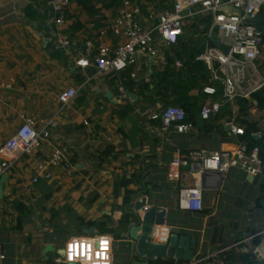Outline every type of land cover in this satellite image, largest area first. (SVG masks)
Masks as SVG:
<instances>
[{"label": "crops", "instance_id": "0c3cea01", "mask_svg": "<svg viewBox=\"0 0 264 264\" xmlns=\"http://www.w3.org/2000/svg\"><path fill=\"white\" fill-rule=\"evenodd\" d=\"M49 1L0 0V146L24 118L40 127L53 119L57 124L35 155L0 178V264H69V242L103 235L111 239L113 264H147L126 238L134 203L142 197L148 206L154 201L166 210V223L155 226L151 242L163 243L168 235L190 237L196 241L197 264H264V167L256 177L233 169L222 178L201 179L197 167H171L179 152L245 144L226 127H241L238 102L224 107L217 120L203 122L199 113L207 97L198 87L184 108L195 115V131L165 135L147 113L164 108L153 86L155 75L166 68L169 49L161 47L155 59L138 57L123 74L129 99L120 102L115 75L97 76L94 57L90 68L76 63L88 56L90 41L94 51L105 46L111 52L126 43L123 31L111 30L123 0L116 9L106 7L108 0H91L92 10L71 2L62 27L53 22ZM138 2L143 23L149 13L162 10L160 0ZM259 65L264 77V41ZM69 89L78 96L62 106L59 96ZM259 99L264 100V91ZM249 101L254 109L247 119L258 127L264 153V107L257 99ZM128 108L134 111L124 116ZM55 153L62 165L48 168L52 179L32 188L36 166ZM195 181L203 185L201 212L185 209L179 197Z\"/></svg>", "mask_w": 264, "mask_h": 264}, {"label": "built area", "instance_id": "2783aa9c", "mask_svg": "<svg viewBox=\"0 0 264 264\" xmlns=\"http://www.w3.org/2000/svg\"><path fill=\"white\" fill-rule=\"evenodd\" d=\"M162 10L152 12L147 16V22L141 21L143 8L137 1L123 0V8L111 30L120 35L123 31L126 43L118 46L113 52L100 46L94 51L93 41L89 42V52L86 58L76 64L87 69L91 67L90 57H94L96 75L113 74L120 82L117 99L127 101L129 95L121 84L123 74L131 69L139 56L155 59L161 53V47L172 51L190 39L197 40L202 52L196 61L202 63L209 74V83L202 88V94L207 100L201 105L199 118L203 122L215 120L224 107L239 100H251L254 95L264 91V77L260 70L259 59L264 41L263 33L252 24L245 22L247 18L256 19L264 11V0H160ZM71 6L70 0H50L49 7L53 14V22L57 27L66 24L67 12ZM225 7H232L242 14L233 11L223 12ZM212 39L220 42L227 49L216 47ZM63 46L70 47L65 40ZM175 67L181 69L183 62L176 60ZM3 86V85H2ZM78 96L76 89L62 92L59 102L67 106ZM151 121L159 123L160 130L165 135H190L196 125L187 120L184 108L170 106L147 113ZM57 126L53 119L41 127L32 118H24L15 133L0 146V178L11 172L25 158L35 153L52 137V130ZM229 132L234 137H244L245 130L233 123L227 124ZM62 158L55 153L50 160L41 161L35 168L31 187L41 181H49L52 174L50 167H60ZM171 167L181 171L188 168H198L200 179L206 174L227 175L231 170L238 169L247 175L256 177L262 173L264 162L258 146L253 148L240 144L234 149L209 151L197 150L179 152L172 160ZM180 201L184 208L191 212L203 210V185L195 181L193 185L181 189ZM169 236L164 239L165 244ZM98 237H84L74 241L92 240ZM103 237H107L104 236ZM109 238V237H107ZM98 246L93 245L92 259L87 264H94L97 259L95 252ZM112 247L109 238V264H113ZM83 255L77 256L69 264H83ZM190 264H197L193 261Z\"/></svg>", "mask_w": 264, "mask_h": 264}, {"label": "trees", "instance_id": "16d2710c", "mask_svg": "<svg viewBox=\"0 0 264 264\" xmlns=\"http://www.w3.org/2000/svg\"><path fill=\"white\" fill-rule=\"evenodd\" d=\"M71 2L82 6L86 10H92L90 6L91 0H70ZM103 1V0H101ZM109 4L106 5L107 8H118L122 0H108ZM130 1H141V0H130ZM151 1V0H148ZM173 55L171 56V51L167 55V64L163 72L155 75L154 79V88L158 93V96H161L162 103L164 108L167 106H179L185 108L191 101L190 93L198 88L203 87L209 83V74L206 70V67L197 62L196 59L202 52V48L199 45L197 40L190 39L188 43L182 44L180 47L172 51ZM176 60H181L183 62V67L178 69L175 67L174 63ZM259 94L254 95L251 100L257 99L259 101L260 107H264V100L259 99ZM173 96L176 99H173ZM239 107V121L242 128L245 130V136L242 137V140L245 144L253 148L258 146L261 150V158L264 162V153L262 148V143L254 138V135L258 132V127L256 124L251 123L247 116L250 111L254 109V105L248 100H239L237 101ZM133 108H128L124 116L130 112H133ZM187 120L193 122L195 120V115L189 114L187 110ZM230 117H233L230 113ZM216 118L215 120H217ZM195 124V123H194ZM158 126L159 123H158ZM109 155V150L104 154ZM133 183V180H126L122 183H119V187H127ZM131 197L127 196V204L130 202ZM128 216H124L122 222L126 224ZM157 264H164L158 262Z\"/></svg>", "mask_w": 264, "mask_h": 264}, {"label": "water", "instance_id": "95a60500", "mask_svg": "<svg viewBox=\"0 0 264 264\" xmlns=\"http://www.w3.org/2000/svg\"><path fill=\"white\" fill-rule=\"evenodd\" d=\"M223 12L233 11L242 14L241 11L233 9L232 7H225ZM246 23L255 25L264 35V17L260 16L256 19L247 18ZM216 47L227 49L223 47L219 41L212 39ZM256 140H259L258 135H254ZM217 175L219 178L223 176ZM204 175V177H206ZM3 199V192L0 190V205ZM148 198L142 197L137 199L134 203L131 218L127 224L128 242L132 245L136 254L145 260L147 264H157L158 262L164 264H190L196 258L197 245L196 241L190 237H178L170 235L165 244H157L151 242V236L154 232L155 226H164L166 223V210L157 206V202L152 201L151 206H148ZM1 210V207H0Z\"/></svg>", "mask_w": 264, "mask_h": 264}, {"label": "clouds", "instance_id": "9594fccd", "mask_svg": "<svg viewBox=\"0 0 264 264\" xmlns=\"http://www.w3.org/2000/svg\"><path fill=\"white\" fill-rule=\"evenodd\" d=\"M93 245L98 246V251L95 252L97 259L94 264H109L108 248H109V238L98 237L92 240H81L72 241L67 245V259L73 261L79 255H83V264H87V261L92 259Z\"/></svg>", "mask_w": 264, "mask_h": 264}, {"label": "rangeland", "instance_id": "374dc122", "mask_svg": "<svg viewBox=\"0 0 264 264\" xmlns=\"http://www.w3.org/2000/svg\"><path fill=\"white\" fill-rule=\"evenodd\" d=\"M168 107V106H167Z\"/></svg>", "mask_w": 264, "mask_h": 264}]
</instances>
